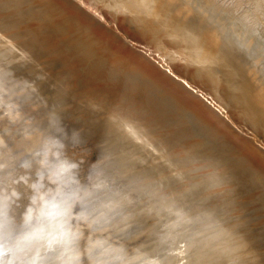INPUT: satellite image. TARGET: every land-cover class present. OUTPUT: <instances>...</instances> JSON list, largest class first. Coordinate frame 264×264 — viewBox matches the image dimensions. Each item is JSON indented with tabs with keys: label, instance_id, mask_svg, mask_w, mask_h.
<instances>
[{
	"label": "bare ground",
	"instance_id": "obj_1",
	"mask_svg": "<svg viewBox=\"0 0 264 264\" xmlns=\"http://www.w3.org/2000/svg\"><path fill=\"white\" fill-rule=\"evenodd\" d=\"M0 264H264V0H0Z\"/></svg>",
	"mask_w": 264,
	"mask_h": 264
},
{
	"label": "water",
	"instance_id": "obj_2",
	"mask_svg": "<svg viewBox=\"0 0 264 264\" xmlns=\"http://www.w3.org/2000/svg\"><path fill=\"white\" fill-rule=\"evenodd\" d=\"M88 62V64L89 63H91V60H88V61H86L85 63H87ZM83 63V62H82ZM75 99H77V100H75L74 101V103H76V104H78V105H81L82 103L84 104L85 102H84V98L83 97H76ZM73 108H74V106H73ZM72 108V109H73ZM83 108V107H82ZM82 108H76L78 111H76V110H74L75 112L73 113V114H79L80 112H83V110H81ZM87 108V107H86ZM87 111H89V108H87L86 109ZM86 110H85V113H87L86 112ZM92 110V109H91ZM71 119H72V117H70L69 118V120H68V122L70 123V124H72V125H74V123L75 122H73V121H71ZM76 124V123H75ZM78 125H80V123H77ZM82 125V124H81ZM94 136H90V138H88V140L85 142V143H83V144H81L82 146H79L78 148H83V147H85V145L88 147V145H89V143H90V141H91V138H93ZM91 143H92V141H91Z\"/></svg>",
	"mask_w": 264,
	"mask_h": 264
},
{
	"label": "snow or ice",
	"instance_id": "obj_3",
	"mask_svg": "<svg viewBox=\"0 0 264 264\" xmlns=\"http://www.w3.org/2000/svg\"><path fill=\"white\" fill-rule=\"evenodd\" d=\"M89 203H91V202L89 201ZM99 207H103V205H99ZM69 208H70V205H69ZM93 210L96 211L97 209L94 208Z\"/></svg>",
	"mask_w": 264,
	"mask_h": 264
}]
</instances>
